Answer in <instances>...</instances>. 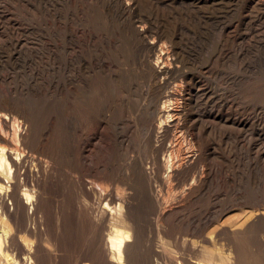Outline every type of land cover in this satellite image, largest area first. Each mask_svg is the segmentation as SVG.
Here are the masks:
<instances>
[{
	"label": "bare ground",
	"instance_id": "obj_1",
	"mask_svg": "<svg viewBox=\"0 0 264 264\" xmlns=\"http://www.w3.org/2000/svg\"><path fill=\"white\" fill-rule=\"evenodd\" d=\"M195 1L211 8L243 0ZM112 2L115 19L85 0L81 15L70 12L71 51L65 66L48 68L54 79L41 88L50 98L0 97V264H264V178L221 193L228 178L214 180L212 171H224L227 160L211 152V113L198 110L199 84L182 65L174 32L157 35L135 16V0ZM137 70L149 98L134 108ZM135 139L145 157L130 154ZM262 146L253 158L264 167ZM203 204L214 207L193 217ZM150 229L162 250L149 246Z\"/></svg>",
	"mask_w": 264,
	"mask_h": 264
},
{
	"label": "rangeland",
	"instance_id": "obj_2",
	"mask_svg": "<svg viewBox=\"0 0 264 264\" xmlns=\"http://www.w3.org/2000/svg\"><path fill=\"white\" fill-rule=\"evenodd\" d=\"M91 1L92 0H85V4L87 5L88 2L93 6L92 3H94L96 6L98 5L97 7H99L101 15H108V17L110 16L109 19H112V17L113 19L117 18L118 14L112 4V0H101L102 2H100V0H93L92 3ZM103 1H105L108 6L106 5L105 7L104 5L106 3H103ZM135 1L137 2L138 9L135 16H139L138 18L144 17L142 18V21L146 19L145 23L151 24L150 26L154 27L155 31L157 30V35L165 33L172 34V32H174L172 34L173 37L175 36L173 39L176 40L174 41V44L176 47H178L177 53H180L179 56H181L180 59L182 61V65L188 66L191 77L194 76L193 78H195L197 80L195 81L199 84L200 91L197 94V97L199 96L198 103L201 106H198V110L200 111V113L204 112L205 110V113L209 112L207 113L209 115L211 113L209 118V122L210 120H212L210 122L211 125L208 122V128L205 130L207 132L206 136L209 137L210 142L212 143L211 152L216 154L214 156L217 157V162H226L227 160L225 166H229V170L224 166V171H219L220 169L218 170L217 168H214L212 171L213 179L222 178V180H226L228 178V184H231L230 186L233 187L232 188L230 186H227L228 184L226 182L227 185L224 187L221 193L223 195L225 194L226 197L237 192L240 193L244 187H247V184L245 183L249 180L253 179L255 181L256 179H260L262 177L264 178V167L262 164V160L253 158L256 157L254 156L255 152L257 154L258 150L263 147L262 145H264V1L262 2V0H258L260 3H255L249 0H243L241 1L243 3L239 2L240 4L238 3L236 5H231L223 3L214 5L211 8H208L202 3H198L195 0H193L194 2L192 0ZM141 1L143 2L142 5H140ZM83 2L84 0H68V2L67 0H0V10L4 12L3 16L0 15V24L2 25H0V34L3 38L2 39L0 37V97L4 96L6 98H21L25 96L27 98L33 99V97L37 98L39 95H44L45 92V94L48 95L47 97L50 98V96H52V94L54 93L52 90L44 91L41 90V88L43 87V85L45 87L48 86L54 79L52 69L49 70L50 68H53L57 64V66H65V59L68 52L71 51V49L67 45V41H65V31L68 27H70V12L76 10L77 15H81L80 12H82V10L80 7L85 6ZM79 3L82 5H79ZM100 3H102L104 7L101 6L102 4ZM155 4H157V6ZM254 4H256V6ZM69 5H71L70 8ZM161 5L162 7L164 5L165 6L162 8ZM252 6L254 7L252 8ZM157 7L159 10L161 8V11H164L159 12V10L156 9ZM199 7L202 8L200 9ZM215 7H218V9ZM212 8H215V10H211ZM100 9H102L103 12ZM197 9L201 11H198ZM250 9L253 10L251 11ZM173 10L175 11L173 12ZM194 11L197 13H194ZM221 11H223L224 13ZM178 12L180 13L178 14ZM4 14H6V16ZM172 14H174L176 18ZM65 15L66 17L64 18ZM172 19L178 21L174 23L175 21L172 22ZM3 22H5V24H3ZM171 25H177V27H171ZM5 27H8L9 29H5ZM3 29H5L6 31H3ZM15 43L16 45H14ZM54 48L56 49V51H53L55 50ZM63 52L66 55H64ZM55 53L56 55H54ZM54 59L56 60V62L54 61ZM62 59L64 61H59ZM54 62L55 64H53ZM129 66L136 65L130 64ZM189 67L191 69H189ZM38 68H40L41 70H38ZM135 74V85H137L138 89L135 93V96L137 97L133 98L135 99L132 105V107H134L135 105L134 108L137 107V101L139 102V105H141L143 104V102H145L146 99L149 98L148 79L146 78L144 73L140 72L139 70L135 71ZM37 77H39V79ZM37 82H39V84ZM259 89L260 92L258 91ZM252 93H254L255 95ZM30 94L32 95V97H28V95ZM248 95L250 97H248ZM258 95L259 100L257 99ZM142 96L144 98H142ZM208 96L210 99L208 98ZM197 97H195V100L197 99ZM219 99H221L222 101ZM205 100L209 101L208 104ZM215 102L216 105H214ZM209 109L211 110L209 111ZM60 110L63 111V107H61ZM216 115L217 117H215ZM241 118L247 124L244 126V128L242 127L245 130H243L241 126L238 125L239 122L242 121ZM213 120H215V123L217 121V123L214 124ZM224 124H227L225 125L226 127L223 126ZM230 126L233 128H231ZM213 127L214 129H212ZM236 127L239 128L238 132L240 133H237ZM240 128L242 129V131ZM229 129H231V131ZM208 133L210 134L208 135ZM244 133L246 134V140L242 139L245 137ZM249 136L251 139L250 142L248 140ZM260 138H262V140ZM138 139H135V145H131L130 154L135 157L138 156L137 158H139V156L141 157V155L145 157V153L143 154L144 149H141L142 147L138 146ZM214 139L216 140V142ZM220 140L224 142L221 144L222 141ZM214 144L217 145L213 146ZM259 145H261L262 147ZM220 146L223 149H220ZM132 149L133 151H131ZM214 150L219 152H214ZM226 151L228 152V154L226 153ZM149 155L145 158L147 164H150L152 161V155ZM218 157L221 159H218ZM254 159L257 160L258 164ZM227 171H229L230 173H226ZM222 174H224L225 176ZM216 182L217 181L214 182V185H216ZM237 183H240L239 185L241 186L239 187ZM234 187L235 190H233ZM236 188H240L241 190H237ZM165 189L164 191L167 192V190ZM164 191L163 193H165ZM232 191L235 192L233 193ZM203 205L204 207L205 205L207 206V204ZM203 205H201L200 208H196V212L201 210L202 211L200 213L198 212V214L195 212L193 214V217H198L201 213V215L203 216V214H205L206 212L208 213V207L209 211H211L214 207V205L211 204L213 207L209 205L206 208L201 209L203 208ZM155 232V229L149 230L148 239L151 243H149V246L152 245L156 250H162L165 242L161 241L162 238H159V236ZM169 247L175 251L178 250L177 247H174V245L172 244L169 245Z\"/></svg>",
	"mask_w": 264,
	"mask_h": 264
}]
</instances>
